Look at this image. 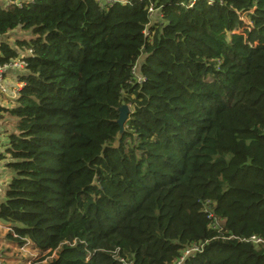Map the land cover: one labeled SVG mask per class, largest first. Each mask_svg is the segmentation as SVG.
Returning <instances> with one entry per match:
<instances>
[{
	"label": "trees",
	"instance_id": "16d2710c",
	"mask_svg": "<svg viewBox=\"0 0 264 264\" xmlns=\"http://www.w3.org/2000/svg\"><path fill=\"white\" fill-rule=\"evenodd\" d=\"M19 27L5 264H264V0H0Z\"/></svg>",
	"mask_w": 264,
	"mask_h": 264
},
{
	"label": "rangeland",
	"instance_id": "374dc122",
	"mask_svg": "<svg viewBox=\"0 0 264 264\" xmlns=\"http://www.w3.org/2000/svg\"><path fill=\"white\" fill-rule=\"evenodd\" d=\"M125 2V0H122ZM156 13V12H155ZM156 17L157 15H155ZM31 35L30 29H23L21 27L16 28L14 30L9 31L7 34L0 36V42L1 39H4L6 41H9L11 43H14L17 38L26 37L28 38ZM26 54V52H21L20 55ZM20 70V69H19ZM21 71V70H20ZM16 81V80H15ZM9 80L8 82H15ZM21 87V85H19ZM13 98L17 96V92L12 91ZM11 98V99H13ZM14 101V100H13ZM2 102L9 103V100L5 95L0 94V104L5 105ZM15 118L13 116H10L6 112L0 113V125H5L8 127V130L4 131L2 135H0V155H4L5 158H0V168L2 172L0 173V200L5 199V190L7 187V184L9 180L13 177V171L10 170L6 165V161L9 160L7 154L5 153V139L8 140V133L11 132V129H15ZM9 170V172L7 171ZM10 231V228L6 223L3 221L0 222V254L2 262L5 263H15L21 259H26L29 257H32L34 254H36L32 248H19L13 245L9 242L7 233Z\"/></svg>",
	"mask_w": 264,
	"mask_h": 264
},
{
	"label": "crops",
	"instance_id": "0c3cea01",
	"mask_svg": "<svg viewBox=\"0 0 264 264\" xmlns=\"http://www.w3.org/2000/svg\"><path fill=\"white\" fill-rule=\"evenodd\" d=\"M155 15H157L154 18H159V12H156ZM21 70V71H20ZM18 69V68H14V67H8L6 69V72L4 73V79H3V84L6 88V91L3 92L0 90V94L5 95L7 97V99L9 100V103L6 104V102H2L5 105V107H9V106H13L15 104V102L13 101L17 96H15L13 98L12 96V90L19 88V85H21V83L17 80L19 73H24L26 72L25 69ZM9 80L11 81H15V82H8ZM13 98V99H11ZM8 130V127L5 125H0V135L3 134L4 131ZM14 131V129H11V132ZM9 134V133H8ZM7 139H5L4 144H6ZM9 172V170H7ZM2 172L1 168H0V173ZM1 201V200H0ZM23 260V259H22Z\"/></svg>",
	"mask_w": 264,
	"mask_h": 264
},
{
	"label": "built area",
	"instance_id": "2783aa9c",
	"mask_svg": "<svg viewBox=\"0 0 264 264\" xmlns=\"http://www.w3.org/2000/svg\"><path fill=\"white\" fill-rule=\"evenodd\" d=\"M114 1H116V0H97V2L101 5V6H104V5H107V4H109V3H111V2H114ZM8 67H14V68H18V69H25V67H26V62L22 59V57L20 56V57H18V58H16L15 60H13V62L10 64V65H6V66H4V67H0V90L1 91H3V92H5L6 91V88H5V86H4V84H3V79H4V73L6 72V69L8 68ZM139 80H141V77L139 76ZM20 88V87H19ZM12 91H14V92H17L18 91V88H16V89H13ZM0 222H1V220H0ZM253 239L254 240H256V241H259V239H256L255 237H253ZM16 247H19V248H28L29 246H27L26 244H24V245H22V246H19V245H15ZM195 249H198V248H193V249H191V250H195ZM191 250H188L187 251V253H189ZM36 254H34L33 256H35ZM0 256H1V254H0ZM32 256V257H33ZM22 260V259H21ZM21 260H19V261H21ZM0 264H5V262H2V259H1V257H0Z\"/></svg>",
	"mask_w": 264,
	"mask_h": 264
},
{
	"label": "water",
	"instance_id": "95a60500",
	"mask_svg": "<svg viewBox=\"0 0 264 264\" xmlns=\"http://www.w3.org/2000/svg\"><path fill=\"white\" fill-rule=\"evenodd\" d=\"M131 110L130 106L128 104H122L119 107V118H118V124L120 126V131L123 132L125 128L126 121L129 117Z\"/></svg>",
	"mask_w": 264,
	"mask_h": 264
}]
</instances>
